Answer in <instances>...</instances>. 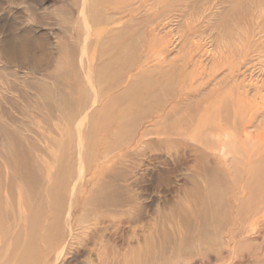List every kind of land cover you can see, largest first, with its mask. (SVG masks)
Returning a JSON list of instances; mask_svg holds the SVG:
<instances>
[{
    "label": "rangeland",
    "instance_id": "374dc122",
    "mask_svg": "<svg viewBox=\"0 0 264 264\" xmlns=\"http://www.w3.org/2000/svg\"><path fill=\"white\" fill-rule=\"evenodd\" d=\"M82 167L129 220L98 225L111 259L264 264V0H0V264L44 261L47 180L61 228ZM80 240L73 264L104 251Z\"/></svg>",
    "mask_w": 264,
    "mask_h": 264
},
{
    "label": "bare ground",
    "instance_id": "6f19581e",
    "mask_svg": "<svg viewBox=\"0 0 264 264\" xmlns=\"http://www.w3.org/2000/svg\"><path fill=\"white\" fill-rule=\"evenodd\" d=\"M248 127H250V125H246L245 128H248ZM145 134H147L146 130H144L143 136ZM250 134H252V133H249L248 135L250 136ZM248 135H246V137ZM260 139H263V138H260ZM78 147L81 148L82 146L79 145ZM89 173H91V172H90V170H88V168L82 167V169H79V171L76 172V179H74V182L70 185L72 192H71V195L69 196V199H68L69 204L67 207L68 209L66 211L65 222H64V224H67V229H65L63 227L64 224L60 228V221H59V216L61 215L62 212H64V209H65V207L63 205V203H64L63 198H65V194L61 190L55 191V186H58L59 188L62 189V187L66 181L62 182V178H60V177L58 179L55 178V177H57L56 174H55L56 176L54 175L55 176L54 179H53V177L52 178L50 177V180H47V183L49 185V187L47 189V197L48 198L50 197L48 209L50 211H49V215L47 214L45 216V220L42 223L43 224L42 226L44 228V230H43L44 232L42 234H43V236L51 235V236H49L51 238V244H50L51 246L46 249L44 254H42L44 261L41 264H63V263L64 264H73L72 260L68 261V258L72 257L73 250L75 249L74 245H76V243L77 244L82 243V240H80V237L83 235L92 237V240L90 241V243H92V247H93L91 249V252L93 250L96 251L99 244L104 246V251L100 252V253L97 252L96 258H91L90 255L88 256V258L86 256L85 261L87 264H110L111 262H113L115 264H116V262H117V264H132V258H134L136 256L135 255L136 253L134 254L133 252L138 251V248H132V246L130 244H127L128 248H126L124 250L123 254L121 252L122 256H125L124 262L121 261L120 254H118V253L115 254L113 256V258L111 259L109 249L107 246H105V245H108L109 240L107 237H106L107 240L106 241L104 240V232H103L104 228L107 229V228H113V227L117 226L116 228L119 229L121 223L122 224L127 223V222H129V220L128 219L120 220L118 222V221H115V219L114 220L110 219L107 221L104 218L101 219V218H98V216H96V212H97L98 208L106 207L108 205V204H105V202H107V200L110 201L109 196L111 194L104 192V194L100 193V195H99L97 193V191H95V188H97V185L99 183L103 184V183L109 182V180L111 179V176H105L103 178H99L98 173H94L91 176H89ZM78 184L80 185V187L81 186L83 187V190L86 189L87 186H91L89 188L90 194H93V193L95 194V196L88 197L87 202H85V205H82V203L80 202V198L82 196V193L80 192L79 194H77ZM119 194H121V193H119ZM71 196H72V198H71ZM93 198L95 200H92ZM75 201H76V203L74 204ZM89 201H91V202H89ZM89 205H92L94 209L91 207H88ZM17 209H18V213H19L17 216V218H18V224H17L18 226L17 227H18V230L20 231L19 236L21 237L22 234H24V233L27 235V229H26V227H24L22 225V223H24L26 225V223L28 222V214H29V212H31V216H32L31 227L34 230H33V232H31L30 235H32V237H34L35 231H36V229L39 225V222L41 220L40 213H41L42 209H40V207H38L36 210L35 207L30 206L29 202L27 201V199L25 197V194L24 193L22 194V192H21L20 200L17 204ZM76 214H77V216H76ZM75 216H76V218H75ZM71 220H72V222H71ZM194 221H196V220H194ZM102 224H104V225L110 224V225H106L103 229L99 230L98 225H102ZM54 228H60V229L58 232H55V234L52 235L51 231ZM29 237L30 236H28V235L25 236V238L27 239V240H25L26 244L28 242ZM145 241H146V237L144 239V242ZM29 243H30V241H29ZM26 246L27 245H25L24 248H26ZM26 250L24 252H22V254L24 253V257H23V255H21V252H20L21 256L19 255L20 256L19 258H27L28 257V255H27L28 251L26 252ZM76 251L78 252V250H76ZM30 254L32 255V253H30ZM35 255H37V254H35ZM75 256H76V254H75ZM135 259H133V260H135ZM135 261H137V260H135Z\"/></svg>",
    "mask_w": 264,
    "mask_h": 264
}]
</instances>
